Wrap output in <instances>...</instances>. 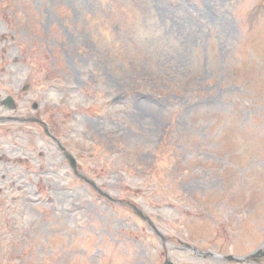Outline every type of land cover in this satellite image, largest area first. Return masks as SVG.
<instances>
[{
  "label": "rangeland",
  "instance_id": "1",
  "mask_svg": "<svg viewBox=\"0 0 264 264\" xmlns=\"http://www.w3.org/2000/svg\"><path fill=\"white\" fill-rule=\"evenodd\" d=\"M7 95L0 264H259L205 254L264 236V0H0ZM45 128L116 204L48 173Z\"/></svg>",
  "mask_w": 264,
  "mask_h": 264
},
{
  "label": "flooded vegetation",
  "instance_id": "2",
  "mask_svg": "<svg viewBox=\"0 0 264 264\" xmlns=\"http://www.w3.org/2000/svg\"><path fill=\"white\" fill-rule=\"evenodd\" d=\"M16 105V101H15V104H14V107ZM8 138H10L8 136ZM2 140V139H0ZM1 146H2V142H0V149H1ZM57 146V149L56 150H53L52 152L54 153V156H55V160H53L54 163L56 164H53L50 166V170H49V173L51 174V176H55V177H61L62 179H69V177L71 176L70 173L72 174V179L75 181V180H79L80 177L75 173V172H72L71 169L69 168V161H68V158H67V154L65 152V150L63 148H61L58 144H56ZM15 147L16 145L14 144L13 145V148L15 150ZM20 147V146H18ZM1 160V159H0ZM77 170L78 167H77ZM32 174V171L30 170V168L26 169L23 171V175L24 177H26L28 179L27 181V185H29L31 187V191L27 192V191H21L19 190L18 192H16L15 194L18 195L20 197V199H24L23 197H26V196H33V182L30 178H28L30 175ZM13 194L10 195V198ZM251 260L253 262H257V261H260V260H263L264 258V255L261 254L260 251H257V249L253 250L251 253Z\"/></svg>",
  "mask_w": 264,
  "mask_h": 264
},
{
  "label": "water",
  "instance_id": "3",
  "mask_svg": "<svg viewBox=\"0 0 264 264\" xmlns=\"http://www.w3.org/2000/svg\"><path fill=\"white\" fill-rule=\"evenodd\" d=\"M169 264H171V263H169Z\"/></svg>",
  "mask_w": 264,
  "mask_h": 264
}]
</instances>
